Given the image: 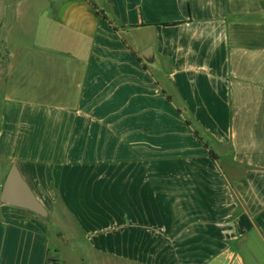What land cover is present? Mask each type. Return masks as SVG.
I'll use <instances>...</instances> for the list:
<instances>
[{"label": "crops", "instance_id": "obj_1", "mask_svg": "<svg viewBox=\"0 0 264 264\" xmlns=\"http://www.w3.org/2000/svg\"><path fill=\"white\" fill-rule=\"evenodd\" d=\"M0 87V264H264V0H0Z\"/></svg>", "mask_w": 264, "mask_h": 264}, {"label": "water", "instance_id": "obj_2", "mask_svg": "<svg viewBox=\"0 0 264 264\" xmlns=\"http://www.w3.org/2000/svg\"><path fill=\"white\" fill-rule=\"evenodd\" d=\"M0 201L29 209L42 217H49V210L37 197L22 175L17 163H12L0 192Z\"/></svg>", "mask_w": 264, "mask_h": 264}, {"label": "rangeland", "instance_id": "obj_3", "mask_svg": "<svg viewBox=\"0 0 264 264\" xmlns=\"http://www.w3.org/2000/svg\"><path fill=\"white\" fill-rule=\"evenodd\" d=\"M26 28H27V30H25V31L31 32V33L34 32L33 24H27L26 25ZM22 63L26 67L33 66L35 63H37L36 56H34V54L33 55L32 54H27L25 56V58L23 59V62ZM44 63L50 64L51 61H48L47 60V61H44ZM3 90H4V88L0 87V103L2 101L1 99L3 98V95H5V93H3ZM0 180H1V177H0Z\"/></svg>", "mask_w": 264, "mask_h": 264}, {"label": "trees", "instance_id": "obj_4", "mask_svg": "<svg viewBox=\"0 0 264 264\" xmlns=\"http://www.w3.org/2000/svg\"><path fill=\"white\" fill-rule=\"evenodd\" d=\"M95 8H96V14L101 15L104 18L108 19L109 22L114 26V28H116V29L118 28V26L114 24L113 20L109 18V16L105 13V11L103 9H98V7L96 5H95ZM164 24L168 25L170 23L164 22ZM204 145L206 148H209L208 143L204 142ZM209 153L211 154L212 157H214V158L217 157L216 153L212 149H209ZM54 261H56V260H54Z\"/></svg>", "mask_w": 264, "mask_h": 264}]
</instances>
